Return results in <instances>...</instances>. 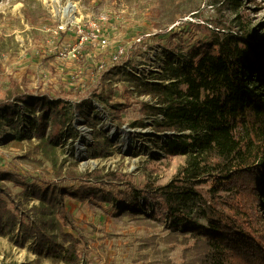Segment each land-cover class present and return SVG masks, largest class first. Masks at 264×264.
Returning a JSON list of instances; mask_svg holds the SVG:
<instances>
[{"label":"trees","instance_id":"16d2710c","mask_svg":"<svg viewBox=\"0 0 264 264\" xmlns=\"http://www.w3.org/2000/svg\"><path fill=\"white\" fill-rule=\"evenodd\" d=\"M164 1L172 21L196 11L194 0ZM211 1L230 26L210 31L202 39L188 38L181 46L190 44L179 52L163 48L157 57L164 58L161 75L138 76L125 66H111L128 86L125 94L150 98V103L140 102V111L155 118L156 132L170 134L163 152L185 158L181 169L162 186L147 184L144 190L130 186L128 191L114 192L58 185L61 179H101L93 173L79 174L74 164L64 172L56 148L61 141L77 137L72 122L78 116L94 137L87 150L90 157L104 156L110 144L98 128L100 121L86 109L93 108L94 100L108 102L114 91L107 83L113 70L101 72L106 88L93 89L76 104L70 100L81 95L73 85H59L55 96L52 90L33 96L30 89L10 84L0 98V125L15 129L17 144L34 137L36 153L57 168L50 179L48 174H22L21 158L0 164V237L19 248L31 245L38 258L61 257L64 264H80L79 239L65 231L67 227L74 230L66 197L107 205L118 202L116 216L145 210L150 216V207L140 199L146 192L159 199L173 233L190 234L204 249L199 264H264V41L258 32L263 25L252 27L247 16L240 18V0ZM38 18L30 22L36 24ZM75 62L63 63L71 68ZM52 63L57 65L53 58H43L40 69L53 70ZM125 108L115 105L118 114ZM135 123V127L144 125ZM6 181L20 185L18 198L12 196ZM227 193L233 198L231 204L222 200ZM31 200L37 204L30 205Z\"/></svg>","mask_w":264,"mask_h":264},{"label":"rangeland","instance_id":"374dc122","mask_svg":"<svg viewBox=\"0 0 264 264\" xmlns=\"http://www.w3.org/2000/svg\"><path fill=\"white\" fill-rule=\"evenodd\" d=\"M53 1L0 0V98L6 95L11 83L30 89L33 96L47 90H52V96H55L59 85L67 84L73 85L81 95V98L70 100L71 104H76L87 98L93 89L100 92L106 88L108 84L103 83L100 76L111 66H125L128 72L137 74L141 70V75L147 77L151 73L161 75L159 63L164 58L156 60L158 65L155 66L151 61L163 48L179 52L181 47L190 44L181 46L188 38L202 39L210 31L227 30L230 26L211 0H194L196 11L178 15L173 21L168 18L164 0H68L76 5L78 20L81 17L96 20L105 15L111 17L109 24L113 27L107 49L101 52L92 46L84 47L70 68L63 63L68 59L62 60L60 53L70 58L67 54L75 42L67 34L57 38L58 35L53 33L56 26L51 13ZM240 2V18L247 16L245 19L252 27L263 25L258 32L264 41V0ZM66 3L67 0H62L61 5ZM114 15L117 20L112 18ZM35 16L39 18L32 24L30 19ZM118 44L125 45L126 52L121 61L113 62L111 54ZM43 58H53L57 65H50L53 70L40 69ZM111 70L112 78L107 83L113 86L112 96L106 103L94 100L93 108L86 109L91 118L100 121L98 128L110 144L104 156L90 157L87 150L94 137L84 119L78 116H74L72 122L77 137L61 141L56 148L57 162L64 166V172L74 164L79 174L93 173L101 179H61L58 180L60 186L72 189L85 186L114 192L128 191L133 186L144 190L147 184H166L184 164V157L167 156L163 152L168 134L156 132L155 118L142 115L140 102L150 103V98L125 94L128 86L119 81L121 76L116 74L115 68ZM25 81L28 83L24 86ZM116 104H124L126 108L118 114ZM137 121H142L143 127L133 126ZM24 125L21 127L25 128ZM15 134V129L3 123L0 125V164L8 163L11 158H21L18 163L22 174H48L53 179L57 166L36 153L35 138L17 144L13 139ZM4 184L15 198L21 195L20 185L12 181ZM222 197L225 203L231 204L233 198L229 193ZM140 199L143 206L150 207V216L146 210L143 214L116 216L115 211L120 207L118 202L107 205L101 201L79 202L66 197L65 206L72 217L74 230L67 227L65 231L79 239L80 264H199L204 255L201 245L190 234L171 231L159 199L146 192ZM31 204H37V201L31 200ZM227 206L225 204V208ZM31 250L29 244L19 248L13 241L0 237V264H64L61 257L38 258Z\"/></svg>","mask_w":264,"mask_h":264},{"label":"built area","instance_id":"2783aa9c","mask_svg":"<svg viewBox=\"0 0 264 264\" xmlns=\"http://www.w3.org/2000/svg\"><path fill=\"white\" fill-rule=\"evenodd\" d=\"M54 4L52 5V18L56 22L55 29L53 33L58 35L57 38H61V34H67V37L74 39V47L71 48V51L68 52V56L70 58H65V56L60 53V57L62 60L68 59L65 61H76L77 58L80 56V52L84 47L92 46L97 51L103 52L105 49L108 48L111 36H112V28L110 27L109 21L111 17L109 16H100L98 19H89V18H82L80 20L77 19V8L76 5L67 0L65 6L61 5L62 0H54ZM56 7V8H55ZM113 19L117 20V16L114 15ZM63 37V36H62ZM67 40V39H66ZM79 48V50L77 49ZM100 52V53H101ZM126 52V47L123 44H118L114 47L113 53L111 54V60L113 62H119L122 60ZM161 51L159 52V55ZM157 54L156 57H152L151 64L152 66L158 65L157 64ZM61 60V61H62ZM160 68L162 69V62L159 63ZM136 73V72H135ZM134 73V74H135ZM138 76L141 75V70L139 74L136 73ZM22 107V106H20ZM158 119H161L159 117ZM170 135L169 133H167ZM167 135V136H168Z\"/></svg>","mask_w":264,"mask_h":264}]
</instances>
